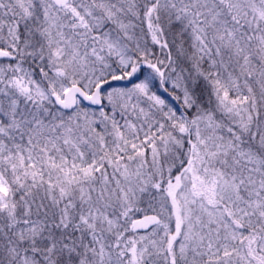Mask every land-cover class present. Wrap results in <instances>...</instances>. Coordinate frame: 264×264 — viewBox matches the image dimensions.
Segmentation results:
<instances>
[{"label": "snow or ice", "instance_id": "snow-or-ice-1", "mask_svg": "<svg viewBox=\"0 0 264 264\" xmlns=\"http://www.w3.org/2000/svg\"><path fill=\"white\" fill-rule=\"evenodd\" d=\"M0 264H264V0H0Z\"/></svg>", "mask_w": 264, "mask_h": 264}]
</instances>
